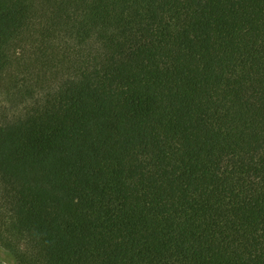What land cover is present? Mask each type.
I'll return each instance as SVG.
<instances>
[{"label":"trees","instance_id":"obj_1","mask_svg":"<svg viewBox=\"0 0 264 264\" xmlns=\"http://www.w3.org/2000/svg\"><path fill=\"white\" fill-rule=\"evenodd\" d=\"M264 264V0H0V264Z\"/></svg>","mask_w":264,"mask_h":264},{"label":"rangeland","instance_id":"obj_2","mask_svg":"<svg viewBox=\"0 0 264 264\" xmlns=\"http://www.w3.org/2000/svg\"><path fill=\"white\" fill-rule=\"evenodd\" d=\"M6 264V263H5Z\"/></svg>","mask_w":264,"mask_h":264}]
</instances>
